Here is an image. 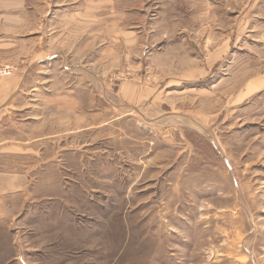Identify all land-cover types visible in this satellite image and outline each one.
<instances>
[{
    "label": "rangeland",
    "instance_id": "374dc122",
    "mask_svg": "<svg viewBox=\"0 0 264 264\" xmlns=\"http://www.w3.org/2000/svg\"><path fill=\"white\" fill-rule=\"evenodd\" d=\"M10 37L0 264H264V0H0Z\"/></svg>",
    "mask_w": 264,
    "mask_h": 264
},
{
    "label": "crops",
    "instance_id": "0c3cea01",
    "mask_svg": "<svg viewBox=\"0 0 264 264\" xmlns=\"http://www.w3.org/2000/svg\"><path fill=\"white\" fill-rule=\"evenodd\" d=\"M17 25L18 22L10 21L8 29L12 31V28L18 27ZM20 57L19 44L13 37L0 41V66L9 65L15 70L12 77L0 80V123L5 118V111L12 107V99L19 88L21 77L29 73L35 61L34 55L30 57L28 54L27 58Z\"/></svg>",
    "mask_w": 264,
    "mask_h": 264
},
{
    "label": "built area",
    "instance_id": "2783aa9c",
    "mask_svg": "<svg viewBox=\"0 0 264 264\" xmlns=\"http://www.w3.org/2000/svg\"><path fill=\"white\" fill-rule=\"evenodd\" d=\"M11 75V68L8 66L0 67V78Z\"/></svg>",
    "mask_w": 264,
    "mask_h": 264
}]
</instances>
